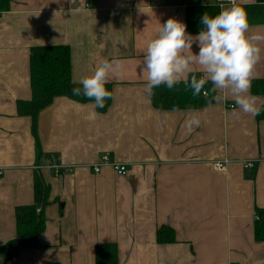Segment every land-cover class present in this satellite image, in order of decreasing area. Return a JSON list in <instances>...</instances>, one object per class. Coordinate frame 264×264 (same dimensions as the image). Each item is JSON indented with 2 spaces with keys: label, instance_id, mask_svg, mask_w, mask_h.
<instances>
[{
  "label": "crops",
  "instance_id": "crops-1",
  "mask_svg": "<svg viewBox=\"0 0 264 264\" xmlns=\"http://www.w3.org/2000/svg\"><path fill=\"white\" fill-rule=\"evenodd\" d=\"M208 3L12 0L0 12V247L17 237L16 207L35 201L36 172L51 199L38 246L10 260L0 252V264H97L104 243L117 244L118 264H264V241L255 236L264 210V44L251 81L255 115L219 92L221 99L205 107L158 109L141 73L160 24L174 18L187 25V8ZM237 4L250 29L264 33V0ZM53 45L70 48L75 82L103 59L121 61L122 71L109 77L114 99L107 112L59 96L34 129L18 102L32 98V49ZM192 51L198 53L196 43ZM191 75L202 73L194 66ZM192 117L200 124L189 132ZM104 154L128 173L110 166L96 173ZM220 161L225 170L216 167ZM249 162L255 167L246 168ZM54 163L74 170L56 174ZM161 227L172 228L176 241L159 243Z\"/></svg>",
  "mask_w": 264,
  "mask_h": 264
},
{
  "label": "clouds",
  "instance_id": "clouds-1",
  "mask_svg": "<svg viewBox=\"0 0 264 264\" xmlns=\"http://www.w3.org/2000/svg\"><path fill=\"white\" fill-rule=\"evenodd\" d=\"M228 2L231 6L221 4V10L214 16L206 11L203 13L201 24L204 30L196 36L187 33V25L174 18L160 24L157 35L146 46L141 68V73L146 75L145 91L149 95L161 85L172 90L183 82L186 88L193 90L194 96H199L210 81L212 92L231 96L244 113L258 114L256 98L250 94V89L255 66L261 59L260 45L264 44V33L250 29L247 13L238 6L237 0ZM207 6L215 5L209 0ZM194 43L199 48L196 54L192 51ZM194 66L199 68L202 76L197 79L196 75H191L189 80ZM120 71L121 61L103 59L91 75L79 80L82 88L74 87L72 95H82L94 101V108L103 109L106 100L114 99L106 88L109 77ZM199 124L197 117L186 121L189 132Z\"/></svg>",
  "mask_w": 264,
  "mask_h": 264
},
{
  "label": "trees",
  "instance_id": "trees-1",
  "mask_svg": "<svg viewBox=\"0 0 264 264\" xmlns=\"http://www.w3.org/2000/svg\"><path fill=\"white\" fill-rule=\"evenodd\" d=\"M12 0H0V12L11 9ZM210 16L219 13V5L190 6L187 8V30L189 33H199L204 30L201 17L204 12ZM31 100L18 102V112L33 119L34 129L39 113L51 105L56 97L65 96L78 102H94L84 96H73L72 89L81 87L72 79L71 50L65 45L38 46L32 49L31 55ZM199 79V77L197 78ZM190 80V79H189ZM107 90L113 95L112 83L106 84ZM211 82H207L199 96L193 95L191 88H186L183 82L172 90L161 85L153 89L151 95L153 105L161 110L197 109L212 104L216 92H212ZM206 92V94L204 93ZM113 99L105 101V108H97L99 113L108 111ZM35 201L31 205L16 207L17 237L9 245L0 247L7 259L18 255L19 250L27 247H37L38 238L46 228L44 210L51 203L50 185L41 173L36 172L34 181ZM40 208V211L38 209ZM256 240L264 241V210L258 209L255 223ZM159 243L176 241L174 230L170 227H161L158 231ZM97 264H118V247L116 243L100 244L96 248Z\"/></svg>",
  "mask_w": 264,
  "mask_h": 264
},
{
  "label": "built area",
  "instance_id": "built-area-1",
  "mask_svg": "<svg viewBox=\"0 0 264 264\" xmlns=\"http://www.w3.org/2000/svg\"><path fill=\"white\" fill-rule=\"evenodd\" d=\"M216 2L219 4L229 3L228 0H216ZM204 93L206 94V92H204ZM106 166H110L118 175H126L128 173L127 165L112 160L108 154L102 155L100 157V159L93 165L92 168L96 173H99ZM226 166H227V161H225V162L220 161V162L216 163V167L218 168V170H225ZM245 167L248 169H252L255 167V163L254 162L246 163ZM52 168L54 169L56 174L70 173V172H73V170H74V166L64 167V166L57 164V163H54L52 165ZM2 174H3V171H2V169H0V176ZM38 211H40V208L38 209Z\"/></svg>",
  "mask_w": 264,
  "mask_h": 264
},
{
  "label": "bare ground",
  "instance_id": "bare-ground-1",
  "mask_svg": "<svg viewBox=\"0 0 264 264\" xmlns=\"http://www.w3.org/2000/svg\"><path fill=\"white\" fill-rule=\"evenodd\" d=\"M217 3V2H216ZM219 4V3H218ZM219 5H221V4H219Z\"/></svg>",
  "mask_w": 264,
  "mask_h": 264
}]
</instances>
